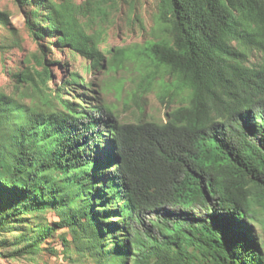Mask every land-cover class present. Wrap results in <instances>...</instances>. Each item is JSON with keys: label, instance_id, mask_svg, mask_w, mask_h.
<instances>
[{"label": "trees", "instance_id": "obj_1", "mask_svg": "<svg viewBox=\"0 0 264 264\" xmlns=\"http://www.w3.org/2000/svg\"><path fill=\"white\" fill-rule=\"evenodd\" d=\"M18 1L48 7L43 19L32 11L36 38L58 35L102 66L74 14ZM157 25L166 34L146 49L173 76L163 96L188 90L165 122L121 123L102 104L69 100L27 108L0 93V237L55 210L60 222L17 237L21 249L35 254L57 228L82 225L112 239L117 264H264L251 227L264 205V0H161ZM115 54L111 68L128 55Z\"/></svg>", "mask_w": 264, "mask_h": 264}, {"label": "rangeland", "instance_id": "obj_2", "mask_svg": "<svg viewBox=\"0 0 264 264\" xmlns=\"http://www.w3.org/2000/svg\"><path fill=\"white\" fill-rule=\"evenodd\" d=\"M47 2L62 8L63 13L74 14L75 27L97 38L104 55L102 66L98 67L71 46L58 44V35L36 38L29 23L37 6H27L18 0H0V11L7 12L10 20L7 26L0 24V93L14 97L27 108L47 109L54 105L62 109L61 100H69L85 110L90 103L102 104L121 123L165 122L171 109L187 104L188 90H180L172 97L163 96L164 83L172 81L173 76L163 68L158 69L146 49L150 42L166 34L157 25L161 0ZM47 8H38L41 19L47 14ZM117 49L125 50L128 55L119 62V67L111 68L109 61ZM258 61L259 55L254 53L251 62ZM45 69L52 74V79L46 82L38 75ZM26 73L35 81L18 77ZM255 213L252 233L264 255V205L257 206ZM60 220L55 210L36 212L17 232L4 234L0 238L8 239V243L0 250V264H117L112 239L107 241L106 234L98 239L82 225L57 228L51 237L42 241L35 254L21 249L24 244H17L20 235L31 238L38 230L54 227Z\"/></svg>", "mask_w": 264, "mask_h": 264}, {"label": "bare ground", "instance_id": "obj_3", "mask_svg": "<svg viewBox=\"0 0 264 264\" xmlns=\"http://www.w3.org/2000/svg\"><path fill=\"white\" fill-rule=\"evenodd\" d=\"M107 63V62H106ZM89 84V83H88ZM88 87V86H87ZM102 88V87H101ZM84 90V89H83ZM102 91V90H101ZM100 92V91H99ZM82 93V92H81ZM99 99V98H98ZM101 99V98H100ZM77 100V99H76ZM107 106V105H106ZM80 107V106H79ZM97 107V106H96ZM84 108V107H83ZM101 109V108H100ZM84 111V110H83ZM86 113V112H85ZM113 114V113H112ZM119 115V114H118ZM119 122V121H118ZM96 127V126H95Z\"/></svg>", "mask_w": 264, "mask_h": 264}]
</instances>
